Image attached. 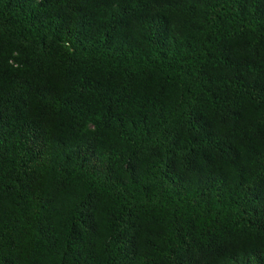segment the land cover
Returning <instances> with one entry per match:
<instances>
[{
	"label": "trees",
	"instance_id": "trees-1",
	"mask_svg": "<svg viewBox=\"0 0 264 264\" xmlns=\"http://www.w3.org/2000/svg\"><path fill=\"white\" fill-rule=\"evenodd\" d=\"M0 264H264V0H0Z\"/></svg>",
	"mask_w": 264,
	"mask_h": 264
}]
</instances>
